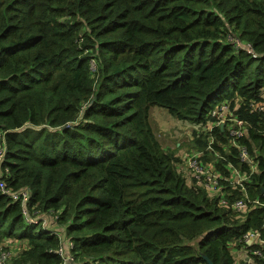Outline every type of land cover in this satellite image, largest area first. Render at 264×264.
Masks as SVG:
<instances>
[{
  "label": "trees",
  "instance_id": "trees-1",
  "mask_svg": "<svg viewBox=\"0 0 264 264\" xmlns=\"http://www.w3.org/2000/svg\"><path fill=\"white\" fill-rule=\"evenodd\" d=\"M262 93L264 0H0L1 167L38 212L25 222L0 192V244L25 241L5 264H62L46 213L73 264H236L228 243L247 230L264 238V205L244 215L218 202L246 192L264 203V120L236 110L252 124L238 141L257 169L244 190L210 196L180 174L150 109L196 123L223 99Z\"/></svg>",
  "mask_w": 264,
  "mask_h": 264
},
{
  "label": "built area",
  "instance_id": "built-area-1",
  "mask_svg": "<svg viewBox=\"0 0 264 264\" xmlns=\"http://www.w3.org/2000/svg\"><path fill=\"white\" fill-rule=\"evenodd\" d=\"M234 43L236 46L239 45L238 41ZM230 105V100L218 102L209 110L204 120L196 123L192 122L191 127L195 133V138H205L207 144L203 149L186 151L182 157V165L177 166L183 177L188 181H195V184L202 185L210 196H217L220 192H223L222 184L230 185L228 194H233L234 189L244 190V184L250 181V175L257 169V163L249 154L246 146L238 141L248 134L252 124L248 119L241 117L236 110L243 105L244 110L249 114L258 115L264 120V93L261 94L259 100L238 98L233 105L232 111ZM217 128H219V133L227 139V143L237 149V162L245 164L248 170H241L231 162L227 155L213 148L212 144L216 141L227 154L231 153V150L227 149L226 144L216 140L215 135L211 133L213 129ZM262 132L264 133V127ZM205 151L208 152L205 153ZM3 153V132L0 131V192L8 195L12 200L20 202L21 213L25 222H35L37 224L36 213L38 212L34 210V206L29 208L27 205L29 190H14L6 185L1 167ZM217 163L220 164L222 170L216 166ZM218 203L222 206H230L232 210L241 212L244 215L251 208L264 205L258 198H250L246 192L242 196H234L232 199L220 196ZM56 218V215H51V219L48 220L47 217L43 216L41 225L47 227L49 224H58ZM45 220H48V222L45 223ZM51 226L49 228L51 232L60 238V243L55 251L61 257L62 264H73V255L70 251L72 242L69 239H64L60 227ZM246 243L249 245L250 251L245 249L244 245ZM19 245L16 238L12 236L5 237L0 244V264H5L7 258L13 254V249L11 248L18 249L20 248L18 247ZM228 247L231 251H235L238 254L237 257L234 256L236 264H240L239 259L242 258L249 263L253 262L254 256L264 259V238L261 237L258 230H247L238 239L231 240L228 243Z\"/></svg>",
  "mask_w": 264,
  "mask_h": 264
},
{
  "label": "rangeland",
  "instance_id": "rangeland-1",
  "mask_svg": "<svg viewBox=\"0 0 264 264\" xmlns=\"http://www.w3.org/2000/svg\"><path fill=\"white\" fill-rule=\"evenodd\" d=\"M238 98L241 97L236 96L234 97V99L230 100L231 111L233 109V105L235 104V101ZM150 124L156 138L159 140L160 144L165 149H171L175 153L179 152V154L176 155L179 158V162H178L179 166L182 165V157L186 151H190L191 149H198V143L195 141V133L191 127L192 122L185 120H178L173 116H171L164 108L154 105L150 109ZM188 182L195 184V181H188ZM218 185L220 186V184ZM46 215H47L46 216L47 219L50 220L51 214L46 213ZM238 216L239 215H237V217ZM48 220H45V223H47ZM51 225L58 226L60 228L62 227L60 224H49L47 227L51 228L52 227ZM17 242L18 244H20L18 247H21L22 242L25 241L17 240ZM232 252L235 257L238 256L237 252L235 251ZM239 260L241 261V259Z\"/></svg>",
  "mask_w": 264,
  "mask_h": 264
},
{
  "label": "water",
  "instance_id": "water-1",
  "mask_svg": "<svg viewBox=\"0 0 264 264\" xmlns=\"http://www.w3.org/2000/svg\"><path fill=\"white\" fill-rule=\"evenodd\" d=\"M205 259L207 260V263L208 264H213L209 259H207L206 257H205Z\"/></svg>",
  "mask_w": 264,
  "mask_h": 264
},
{
  "label": "crops",
  "instance_id": "crops-1",
  "mask_svg": "<svg viewBox=\"0 0 264 264\" xmlns=\"http://www.w3.org/2000/svg\"><path fill=\"white\" fill-rule=\"evenodd\" d=\"M177 144H178V143H177ZM177 154H179V152H178V153H176V155H177Z\"/></svg>",
  "mask_w": 264,
  "mask_h": 264
},
{
  "label": "clouds",
  "instance_id": "clouds-1",
  "mask_svg": "<svg viewBox=\"0 0 264 264\" xmlns=\"http://www.w3.org/2000/svg\"><path fill=\"white\" fill-rule=\"evenodd\" d=\"M221 102V101H220ZM187 180V179H186Z\"/></svg>",
  "mask_w": 264,
  "mask_h": 264
}]
</instances>
